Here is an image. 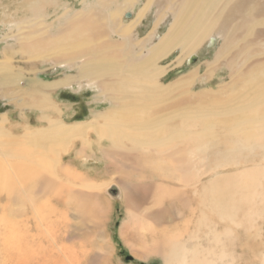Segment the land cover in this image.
I'll list each match as a JSON object with an SVG mask.
<instances>
[{"label":"bare ground","instance_id":"obj_1","mask_svg":"<svg viewBox=\"0 0 264 264\" xmlns=\"http://www.w3.org/2000/svg\"><path fill=\"white\" fill-rule=\"evenodd\" d=\"M46 2H31L34 16ZM136 2H83L85 8L74 14L66 6L64 25L56 35L41 19L34 31L30 26L22 31L19 26L25 20L16 21L19 33L14 36L21 38L20 44L27 42L28 57L77 73L53 86L85 81L109 103L94 109L90 119L73 124L62 120L60 109L53 122L48 115H38L40 125L25 123L17 138L0 129V264H95L99 259L107 264L106 248L73 240L88 224L99 230L108 220L113 203L102 192L116 175L121 188L117 199L127 216L120 234L135 256L161 255L163 264H264V90L259 86L245 98L251 104L248 113L205 120L202 131L207 135L199 140L193 134L198 118L191 108L190 79L162 85L166 71L158 65L174 47L180 52L179 64L190 58L204 41L213 40L218 25L223 28L243 14L252 18L264 10V1L145 0L135 19L124 22L122 14ZM152 2L157 10L144 43L137 44L140 51L167 22L166 32L150 45L148 58L123 56L124 40L133 38L134 28L151 13L153 8H147ZM105 29L117 34L122 45L105 40ZM43 121L47 126L41 128ZM244 122L252 123L249 129L244 125L245 132L240 128ZM221 123L226 125L223 135L216 138ZM214 143L221 157L214 161L216 168L228 166L235 173L204 190L197 223L204 230L207 254L200 257L174 235L181 216L173 203L189 206L186 196L192 188H185L195 180L196 158ZM67 155L71 159L65 161ZM99 157L102 172L90 176L84 165ZM157 179L178 181L183 191H171ZM133 192L143 201L132 197ZM144 202L148 208L142 207ZM183 222V231L189 232L191 218ZM66 223L67 232L59 235Z\"/></svg>","mask_w":264,"mask_h":264},{"label":"rangeland","instance_id":"obj_2","mask_svg":"<svg viewBox=\"0 0 264 264\" xmlns=\"http://www.w3.org/2000/svg\"><path fill=\"white\" fill-rule=\"evenodd\" d=\"M32 1L0 0V63H5L0 64V120L3 114L6 115L4 116L6 117L4 124L0 123V129L13 138L20 137L21 127L25 123L31 127H38L40 125L36 121L38 115H48L53 118V122L56 119V109H60L62 120L73 124L74 122L90 119L94 109L97 111L102 110L109 103L104 100L103 96L99 95L96 88L87 87L85 81L80 84L72 82L66 87L53 86L54 82L62 80L66 75L75 76L77 73L71 67L59 68L45 59L28 57L26 54L30 50L26 48L27 42L20 44L19 40L21 38L14 36L19 33V28L15 25L16 21L19 23L25 20L23 25L19 26L22 31L28 26H30L28 29L34 31L36 23L40 19L44 21V24L50 25V33L56 35L64 25L65 14H63V11L66 6L74 14L85 8V2H93L94 0H49V3L46 2L41 7L40 15L36 16L29 7ZM118 2H121V0H118ZM144 3L145 0H137L132 9L125 10L121 16L122 20L124 22L134 20L135 14ZM64 5L65 7H62ZM156 7L153 6V2L149 4L147 9H153L142 20V23L134 28L132 39H125V43H123L117 34L111 33L112 30L105 29L103 30L104 36H106V38L104 37L105 40L108 39L109 43L115 41L119 45L123 43V53H121L123 56H128L127 53H129L138 55L142 59L148 58L150 45L157 43V39L162 37L167 30V22L166 25L158 26V36L153 41H149L147 47L140 51L137 44L139 41L144 43L146 35L151 30L154 11L157 10ZM167 12L171 13L170 11ZM252 15V18L248 16L246 18L241 17L245 14L236 16L230 24H226L223 28L218 25L215 34L210 36L213 40H207L206 43L204 41L201 46L194 49L190 58L185 57L180 64L176 61L180 57V52L176 47L168 56L158 62L159 68L166 71L161 79L162 85L177 82L185 76L190 79L188 89L192 93L191 96H193L190 101L191 108L195 113V117L198 118L195 128H193V134L199 140H204L205 135H207V131H202L205 127V120H220L230 115L248 113L251 111V104L245 98L256 91L259 86L264 90V10ZM12 21L14 23L11 25ZM10 34H13L14 38H9ZM244 125H247V129H249L252 123H242L240 125L242 131L246 129ZM46 126L47 123L43 121L41 128ZM225 126L224 123L219 126L216 125V138L223 135L222 130ZM210 145L211 148L208 149L206 146L205 150L202 149L199 152L195 164V168L198 169L195 172V180L190 183L191 187L189 189L185 188L187 192L192 188V191L186 196L190 201L189 206L182 207L173 203L174 208L178 209L181 216L175 225L179 232L173 233L184 242L186 248L195 249L200 257L207 254L205 253L204 230L202 227L198 229L197 223L198 217L203 211L204 190L206 191L212 184H219L227 175L235 173L228 166L216 168L217 165L214 161L221 159L218 154L220 148L217 143ZM69 159H71V155L65 157V161ZM102 160L99 157L98 160L91 161L92 163L89 161L84 165V169L88 170V173H92L90 176L95 172L100 173L104 166ZM104 176L98 175L97 177L103 179ZM116 179L117 175L113 181L109 182L108 186H110L106 193L102 192L103 196L109 198L113 203L106 223L100 228L101 230L88 224L89 226L85 232L79 234V239L73 241L79 242L80 240L86 245L91 241L92 246H94L93 243H96V248L100 246L106 248L107 257H109L107 264H163L161 255H149L140 259L133 254L127 243L124 242L120 234V227L124 220H127V216L120 203L121 198L117 199L120 185L116 182ZM106 180L107 177L105 176ZM154 181L165 185V188L171 189V191L176 189L183 191V184L178 181L172 179H157ZM131 182H134V180H131ZM193 186H196L195 190H193ZM132 194V197L136 200L143 201L139 196V192H133ZM145 202L147 203V200ZM145 202L142 207L148 208L149 206L148 204L146 206ZM165 217H167V214H165ZM190 218L189 232H184L182 229L183 220L187 221ZM70 223L75 225L74 221ZM67 226V223L61 225L58 230L59 235L67 232L69 228ZM195 236L197 240L194 239ZM158 238L161 239V237ZM218 251L219 249H217V253ZM95 264H106V262L104 259H99Z\"/></svg>","mask_w":264,"mask_h":264}]
</instances>
